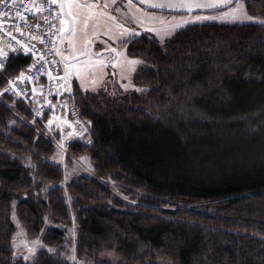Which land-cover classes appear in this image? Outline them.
Instances as JSON below:
<instances>
[{"label": "trees", "instance_id": "trees-1", "mask_svg": "<svg viewBox=\"0 0 264 264\" xmlns=\"http://www.w3.org/2000/svg\"><path fill=\"white\" fill-rule=\"evenodd\" d=\"M244 1L264 18V0ZM121 45L141 91L117 102L74 88L89 141L66 157L87 154L90 169L66 187L37 107L0 95V264H264V25ZM32 64L9 52L0 89ZM12 209L50 248L30 263L13 257Z\"/></svg>", "mask_w": 264, "mask_h": 264}, {"label": "rangeland", "instance_id": "rangeland-1", "mask_svg": "<svg viewBox=\"0 0 264 264\" xmlns=\"http://www.w3.org/2000/svg\"><path fill=\"white\" fill-rule=\"evenodd\" d=\"M66 8L72 27L66 36V49H61L62 60L56 61L53 58L56 99H53L50 111L44 118L42 113L34 110V115L41 119L44 133L58 144L48 161L61 169L62 187L87 175L86 168L90 169L87 154L70 159L66 157V146L74 137L83 142L89 141L87 123L79 116L74 104V88L77 87L82 93H103L117 102H125L128 94L141 91L134 80L141 62L127 54L125 45H121L123 42L147 33L162 44L176 31L192 24L215 22L227 25H264L261 23L264 18L247 12L244 0H236L222 9L179 13L151 10L134 0L131 3L129 0H116L115 3L111 0H74ZM231 8H239L240 12L233 14ZM73 15L76 16L75 21ZM65 27L66 20L62 18L56 25V40L58 33ZM11 221L14 226L11 240L14 258L30 263L40 250L50 251L39 238L30 239L26 236L13 209Z\"/></svg>", "mask_w": 264, "mask_h": 264}, {"label": "built area", "instance_id": "built-area-1", "mask_svg": "<svg viewBox=\"0 0 264 264\" xmlns=\"http://www.w3.org/2000/svg\"><path fill=\"white\" fill-rule=\"evenodd\" d=\"M58 21L56 4L46 0H4L0 3V51L26 54L33 58V64L25 71L7 79L0 95L21 98L28 104H34L40 112L50 109L55 94L53 53ZM6 57L0 56L4 65ZM36 83L39 90L31 94L32 85Z\"/></svg>", "mask_w": 264, "mask_h": 264}, {"label": "water", "instance_id": "water-1", "mask_svg": "<svg viewBox=\"0 0 264 264\" xmlns=\"http://www.w3.org/2000/svg\"><path fill=\"white\" fill-rule=\"evenodd\" d=\"M137 3H139L141 6L146 7L151 10H162V11H168V12H174V13H179V12H191V11H199V10H217V9H222L226 7L228 4H223V5H217L215 7H172L169 6V0H134ZM202 3H210V4H216V0H200ZM163 4L164 6H153V5H160ZM67 19H68V28L65 32L60 33L59 35V40L57 47L55 49V53L58 52L59 46L63 43L62 37H64L66 34L69 33L72 27V20L69 15H67L66 9L63 10L62 13ZM85 55V51L83 56Z\"/></svg>", "mask_w": 264, "mask_h": 264}, {"label": "snow or ice", "instance_id": "snow-or-ice-1", "mask_svg": "<svg viewBox=\"0 0 264 264\" xmlns=\"http://www.w3.org/2000/svg\"><path fill=\"white\" fill-rule=\"evenodd\" d=\"M4 0H0V3H3ZM46 2L51 3V4H56L58 2H60V0H46ZM67 2L69 3V5L71 6L74 3V0H67ZM112 3H115L116 0H111ZM236 0H216V4H210V3H202L200 2V0H169V6L172 7H188V8H192V7H215L217 5H223V4H230V3H235ZM129 3H131V0H129ZM106 6V5H105ZM153 6H164L163 4L160 5H153ZM84 7H91V5H84ZM31 10V9H29ZM231 13L235 14L240 12L239 8H231L230 9ZM71 15V11L69 13ZM246 15V13H241ZM5 16H7V13L4 14ZM17 15H21L20 13H17ZM249 19H251V17H247ZM72 19L75 21L76 20V16L73 15ZM85 24H87V20L84 21ZM261 23H264V21H261ZM0 56H7V53L0 51ZM5 67L4 63L0 62V69H3ZM23 75V74H22ZM18 79L20 77H17Z\"/></svg>", "mask_w": 264, "mask_h": 264}, {"label": "flooded vegetation", "instance_id": "flooded-vegetation-1", "mask_svg": "<svg viewBox=\"0 0 264 264\" xmlns=\"http://www.w3.org/2000/svg\"><path fill=\"white\" fill-rule=\"evenodd\" d=\"M67 4H68L67 0H60V2L57 3V7H58V10L60 12L61 19L64 18L66 20V27L64 29H62L58 33L57 41H56L57 44H58V40H59L60 33L65 32L67 30V28H68V19L62 14L64 9H66V12H67V8H66L67 7ZM67 15H68V13H67ZM142 34H144V33H142ZM142 34H140V35H142ZM145 34H147V33H145ZM66 36H67V34L64 37H62L63 43L61 44V46H59L58 52H56L55 55H54V58H55L56 61H60L63 58V54H61V49L62 50H65L66 49V45H67ZM125 42H128V40L125 41Z\"/></svg>", "mask_w": 264, "mask_h": 264}, {"label": "crops", "instance_id": "crops-1", "mask_svg": "<svg viewBox=\"0 0 264 264\" xmlns=\"http://www.w3.org/2000/svg\"><path fill=\"white\" fill-rule=\"evenodd\" d=\"M33 88L35 89V91L38 90L37 85H34ZM55 99H56V94H55V98H54V100H55ZM54 136H55V135H54ZM73 140H77V137H74V138L71 140V142H72Z\"/></svg>", "mask_w": 264, "mask_h": 264}]
</instances>
